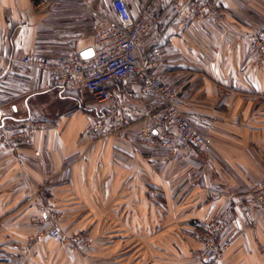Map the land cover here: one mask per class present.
Returning a JSON list of instances; mask_svg holds the SVG:
<instances>
[{
    "label": "crops",
    "instance_id": "crops-1",
    "mask_svg": "<svg viewBox=\"0 0 264 264\" xmlns=\"http://www.w3.org/2000/svg\"><path fill=\"white\" fill-rule=\"evenodd\" d=\"M126 1L136 12L139 0ZM189 1L167 0L137 45H166L167 79L207 140L171 155L141 133L164 127L135 76L113 81L99 105L20 62L90 49L109 0H0V264H186L199 226L226 215L235 230L219 264H264V217L248 192L264 177V64L249 50L264 0H223L206 22ZM120 105L127 129L91 143L86 125ZM50 206L74 250L37 218Z\"/></svg>",
    "mask_w": 264,
    "mask_h": 264
},
{
    "label": "built area",
    "instance_id": "built-area-1",
    "mask_svg": "<svg viewBox=\"0 0 264 264\" xmlns=\"http://www.w3.org/2000/svg\"><path fill=\"white\" fill-rule=\"evenodd\" d=\"M167 0H139L136 12H132L126 0H109L111 13H99L94 25L92 53L82 57L81 52L70 45L68 52L57 59L26 55L20 62L45 72L49 85L73 82L84 88L90 96L101 103L110 97V85L133 75L141 82L142 90L155 100L157 121L163 126L160 132L141 129L153 145L168 149L171 155L181 147L207 144L205 135L198 125L180 108L179 95L167 79L165 66L166 45L145 47L144 52L137 50L140 36L155 20L158 9ZM223 0H190L187 11L192 19L206 22L212 20L215 8L223 5ZM2 48H0L1 51ZM249 50L255 55L257 65L264 64V28L253 34ZM1 57V52H0ZM131 108L118 106L114 116L107 120H94L85 127L91 143L101 137L118 134L131 122ZM30 122L29 126L36 125ZM31 128L19 130L18 136H25ZM174 132V133H173ZM64 177L69 176V166L63 168ZM253 199L259 205L264 201V181L249 188ZM49 202L52 197H48ZM242 209L247 210L246 206ZM49 225V234L59 237L60 230L56 224L57 211L46 207L37 217ZM231 218L223 217L217 224L207 227L200 235L204 238L203 247L196 253L194 264H219L224 252L231 246L233 236ZM75 236L67 238V245L75 249Z\"/></svg>",
    "mask_w": 264,
    "mask_h": 264
},
{
    "label": "rangeland",
    "instance_id": "rangeland-1",
    "mask_svg": "<svg viewBox=\"0 0 264 264\" xmlns=\"http://www.w3.org/2000/svg\"><path fill=\"white\" fill-rule=\"evenodd\" d=\"M88 95V94H87ZM180 99V98H179ZM87 101H89V102H92V103H97V104H99V105H101L99 102H97V101H95L91 96H89V97H87ZM180 105V104H179ZM95 120H100L99 118H97V119H95ZM30 122H34V121H30ZM30 125V123H27V125L25 126V127H23V128H20L19 130H25V129H29V128H31V131L36 127V125H33L32 127L31 126H29ZM264 181V177L260 180V181H257V182H255V183H253V184H250L249 185V188L251 187V186H253V185H256V184H258V183H260V182H263ZM249 188H248V192H249V194H250V196H251V198L253 199V196H252V194L250 193V191H249ZM264 200V199H263ZM253 201H254V199H253ZM254 203L256 204V208L258 209V211H259V213H258V215L259 216H263L264 217V201L262 202V204H258V203H256L255 201H254ZM246 208H249L248 206H246ZM241 210H242V207H241ZM248 210V209H247ZM247 210H244L243 209V211H245V212H247ZM58 216V215H57ZM228 215H226V216H223V217H227ZM223 217H220L219 219H217V220H220V219H222ZM228 217H230L231 218V220L232 221H230V223H229V225L232 227V231H231V233H230V235L231 236H233V232H234V230H235V222H234V219H233V217L232 216H228ZM56 220V224H57V226H58V223H57V218L55 219ZM217 220H214V221H212V222H207V223H203V224H201L200 226H199V229H198V231H197V233H198V239H199V241H200V246H198V247H192V248H190L189 249V255H190V260L186 263V264H194L195 263V260H196V253L198 252V250H200L202 247H203V244H204V238L203 237H201L200 235L205 231V229H207V227H212L213 225H215V224H217ZM48 225V224H47ZM49 226V225H48ZM60 230V229H59ZM60 236L59 237H57V238H59V240H61V241H64V242H66L67 243V241H69L66 237L64 238V234L60 231ZM74 236H76V235H74ZM196 237V238H197ZM76 242H75V248H76ZM68 247V246H67ZM69 248V247H68ZM70 249V248H69ZM71 250H74V249H71Z\"/></svg>",
    "mask_w": 264,
    "mask_h": 264
},
{
    "label": "water",
    "instance_id": "water-1",
    "mask_svg": "<svg viewBox=\"0 0 264 264\" xmlns=\"http://www.w3.org/2000/svg\"><path fill=\"white\" fill-rule=\"evenodd\" d=\"M91 53H92V50H91V48H90V49H87V50L81 51L80 55H81L82 57H87V56L91 55Z\"/></svg>",
    "mask_w": 264,
    "mask_h": 264
}]
</instances>
